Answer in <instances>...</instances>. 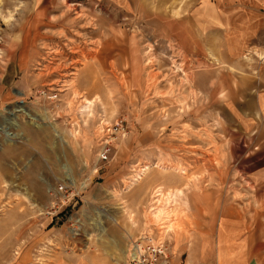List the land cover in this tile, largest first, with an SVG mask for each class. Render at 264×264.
Listing matches in <instances>:
<instances>
[{
  "label": "rangeland",
  "instance_id": "374dc122",
  "mask_svg": "<svg viewBox=\"0 0 264 264\" xmlns=\"http://www.w3.org/2000/svg\"><path fill=\"white\" fill-rule=\"evenodd\" d=\"M140 1L0 0V264H124L142 233L184 264L212 234L190 230L248 206L258 146L218 91L232 62L264 67V47L185 54L173 0ZM156 189L180 191L170 222L149 211Z\"/></svg>",
  "mask_w": 264,
  "mask_h": 264
},
{
  "label": "crops",
  "instance_id": "0c3cea01",
  "mask_svg": "<svg viewBox=\"0 0 264 264\" xmlns=\"http://www.w3.org/2000/svg\"><path fill=\"white\" fill-rule=\"evenodd\" d=\"M130 1L134 6L142 3ZM108 3L122 5L127 11L131 7L128 0H108ZM171 12V17L166 20V29L171 30L173 43L185 54L208 53L216 60H227L229 53H234L236 58L230 59L237 61L247 45L264 47L253 32L264 28L258 17L253 19L254 15L264 13L260 1L173 0ZM228 14L236 16L230 18ZM162 19L164 21V16ZM244 36L247 39L244 40ZM232 64L221 73L230 79L232 77L233 83L221 87L218 98L235 123L250 133L258 146L250 157L254 165L245 173L250 198L247 207L219 209L213 230L210 226L208 229L190 230L189 233L212 234L199 238L200 241L195 238L188 254L194 250L192 248H201L204 238L208 249H203L204 256L199 259L186 257L184 264H264V67L258 63L251 64L245 71L238 72L233 70L239 68L238 64ZM207 202H204L207 206L212 204ZM178 249V243L172 245L171 264H178Z\"/></svg>",
  "mask_w": 264,
  "mask_h": 264
},
{
  "label": "built area",
  "instance_id": "2783aa9c",
  "mask_svg": "<svg viewBox=\"0 0 264 264\" xmlns=\"http://www.w3.org/2000/svg\"><path fill=\"white\" fill-rule=\"evenodd\" d=\"M126 254L124 264H171L172 253L165 239H157L148 233H142L132 240Z\"/></svg>",
  "mask_w": 264,
  "mask_h": 264
},
{
  "label": "bare ground",
  "instance_id": "6f19581e",
  "mask_svg": "<svg viewBox=\"0 0 264 264\" xmlns=\"http://www.w3.org/2000/svg\"><path fill=\"white\" fill-rule=\"evenodd\" d=\"M89 104V102L87 101V105ZM159 188V187H158ZM156 194H155V201L154 203H152L149 208V211L151 212L152 216L155 219H163L166 218L165 220L169 221V216L173 211V206H174V201L175 199H177L175 196H180V191L179 190H175L174 192H168L166 194L162 193V190L160 191V189H156ZM152 201V202H153ZM149 212V213H150ZM171 217V216H170Z\"/></svg>",
  "mask_w": 264,
  "mask_h": 264
}]
</instances>
